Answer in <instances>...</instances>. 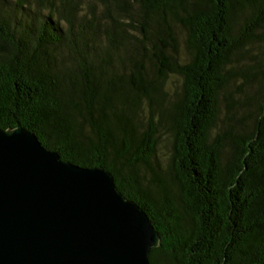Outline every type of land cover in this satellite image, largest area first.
Masks as SVG:
<instances>
[{
  "label": "trees",
  "instance_id": "obj_1",
  "mask_svg": "<svg viewBox=\"0 0 264 264\" xmlns=\"http://www.w3.org/2000/svg\"><path fill=\"white\" fill-rule=\"evenodd\" d=\"M17 127L112 175L159 236L150 264H264V0H0V129Z\"/></svg>",
  "mask_w": 264,
  "mask_h": 264
},
{
  "label": "water",
  "instance_id": "obj_2",
  "mask_svg": "<svg viewBox=\"0 0 264 264\" xmlns=\"http://www.w3.org/2000/svg\"><path fill=\"white\" fill-rule=\"evenodd\" d=\"M159 236L101 167L0 129V264H150Z\"/></svg>",
  "mask_w": 264,
  "mask_h": 264
},
{
  "label": "rangeland",
  "instance_id": "obj_3",
  "mask_svg": "<svg viewBox=\"0 0 264 264\" xmlns=\"http://www.w3.org/2000/svg\"><path fill=\"white\" fill-rule=\"evenodd\" d=\"M175 33L178 36V53L177 58L180 61H184L187 59L188 51L184 47V38H185V31L181 26L177 25L175 26ZM183 85V78L180 75L176 74H170L166 80V88L172 93V92H180L182 90ZM220 111H223V104L220 105ZM159 136H158V143L157 148L155 152V157L153 158V165L155 169H157V176L159 178V171L163 175V178L168 181L169 179V165H170V155H171V137L170 133L167 129L163 127L157 128Z\"/></svg>",
  "mask_w": 264,
  "mask_h": 264
}]
</instances>
